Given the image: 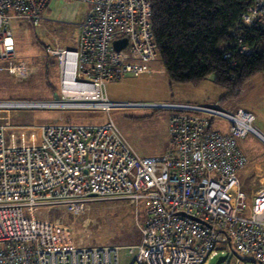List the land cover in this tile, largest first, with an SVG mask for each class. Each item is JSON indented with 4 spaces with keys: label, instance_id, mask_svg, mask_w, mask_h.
<instances>
[{
    "label": "built area",
    "instance_id": "obj_1",
    "mask_svg": "<svg viewBox=\"0 0 264 264\" xmlns=\"http://www.w3.org/2000/svg\"><path fill=\"white\" fill-rule=\"evenodd\" d=\"M49 1L0 0V71L17 78L32 72L14 62L10 25H38ZM81 1L92 9L80 24L76 48L46 46L58 59L60 95L0 100V113L46 107L99 111L104 119L24 126L36 129L37 139L8 144L10 124L0 116V264H119L121 251L129 264H204L218 253L228 261L233 248L264 264V188L248 202L237 180L247 163L238 139L252 134L264 143L254 115L216 103L110 100L107 83L143 74L157 57L149 0ZM240 21L246 29L264 23V0H254V10ZM122 39L124 47L116 49L113 42ZM234 50L250 52L240 34ZM135 106L170 110L169 146L162 154L138 155L110 117L112 108ZM113 199L142 202L138 244L75 243L62 219L38 215L62 210L75 216L87 203Z\"/></svg>",
    "mask_w": 264,
    "mask_h": 264
},
{
    "label": "rangeland",
    "instance_id": "obj_2",
    "mask_svg": "<svg viewBox=\"0 0 264 264\" xmlns=\"http://www.w3.org/2000/svg\"><path fill=\"white\" fill-rule=\"evenodd\" d=\"M91 9V5L81 0H50L38 25L25 20L12 21L10 29L14 40V62H24L32 68V72L24 78H17L6 71H0V100H48L58 97L60 95L58 59L47 53L46 46L50 45L60 50H74L80 24ZM150 67L148 73L137 76L125 75L119 81L107 83L108 98L121 102L171 103L190 100L198 102L203 96L208 95L214 96L213 99H216L214 102L224 109H228L224 106H229L231 103H239L237 105L241 108L246 104L254 105L256 110L252 112L256 121L264 120V77L261 73L256 74L246 86L245 93L236 98L227 97V92L218 86L219 89L214 87L216 92L210 90L204 85L207 82L205 79L197 85L169 81L159 58H156ZM242 87L243 85L239 93ZM220 91L225 92V95L222 92L223 97L218 96ZM169 113L170 110L165 108L118 107L110 110V117L138 155L154 156L169 146L167 123ZM0 116L7 117L11 128L4 132L5 140L12 135L18 142L23 141L25 130L31 131L37 138L36 129L30 127L27 129L24 126H37L54 121L83 122L104 119L99 111L94 113L46 107L13 109L1 112ZM256 121L252 125L261 131ZM3 122L4 120H0V123ZM214 124L216 128L224 129L221 128L224 126L223 121L216 119ZM247 138L256 147L261 146L264 153V145H260L257 137L248 134ZM135 210L138 217L135 216ZM38 215L47 219H62L71 229L75 243L92 241L95 245L119 246L140 242L141 233L136 221L142 222L144 219L141 201L130 205L122 199L96 200L87 203L85 209L75 216L62 210H52L47 214L38 211ZM219 256L221 255L218 253L208 258L204 264H228V262L232 264L236 258L240 259L238 264H254L249 257L239 254L234 248L228 261L216 263ZM129 263L130 258H126V253L120 252V264Z\"/></svg>",
    "mask_w": 264,
    "mask_h": 264
},
{
    "label": "trees",
    "instance_id": "obj_3",
    "mask_svg": "<svg viewBox=\"0 0 264 264\" xmlns=\"http://www.w3.org/2000/svg\"><path fill=\"white\" fill-rule=\"evenodd\" d=\"M149 4L157 56L169 81L197 85L212 76L227 97H237L244 83L264 74V23L247 29L240 24L242 15L254 10V0H149ZM239 34L250 50L247 54L234 50Z\"/></svg>",
    "mask_w": 264,
    "mask_h": 264
},
{
    "label": "crops",
    "instance_id": "obj_4",
    "mask_svg": "<svg viewBox=\"0 0 264 264\" xmlns=\"http://www.w3.org/2000/svg\"><path fill=\"white\" fill-rule=\"evenodd\" d=\"M156 58H158V56ZM155 60L146 64V67H145L146 68V71L144 73H148V71L151 70L150 64L154 63ZM262 76L264 77V74H262ZM252 78L249 79L246 83L243 84L242 90L239 93V95L243 94V92L245 93L246 86L249 85L248 83H251ZM205 81H207V82L204 85L207 88H209L210 90H213L215 92L217 91L214 88V87H217V85L213 82L212 76H208L207 78H205ZM222 92L220 91L219 94H218V96H220L222 94L225 95V92L224 91H222ZM223 95L221 97H223ZM221 97H219V98L221 99ZM213 98H215V97L214 96H211L210 97L208 95L207 96L205 95V96L202 97V99H199L198 102H195V100H190V99H189L190 101H186V102H189V103H198V104H211V103H215L214 101L216 99L214 100ZM237 104H239V103H231L229 106H224V107L225 108H228V109L238 108V107L241 108V106H239ZM243 106L245 107V110L251 112L254 115V113L252 112V110H256L254 105L248 106L246 104V105H243ZM244 107H242V108L244 109ZM254 121H256L255 116H254ZM256 123H257V125H259V127L261 128L260 130L263 133L261 131L260 132L264 135V120H260L259 119V121H256ZM8 129H11V128H8ZM26 132H28L27 135H26ZM23 133H24V139H23V141L18 142L17 140H15V136H12L11 135L6 140L7 143L8 144H14L15 142L16 143H29L32 140L34 141V140L37 139L36 136L33 133H31V131L25 130ZM247 137H248V135L246 137H244V138L238 139V141H237L238 148L240 149V151L242 152V154L247 159L246 165L242 169H240L238 171V173H237V180H238V187H239L240 191L244 192L247 201L248 202H251L253 196L259 190H261V189L264 188V153H262L261 146H257L256 147V145L255 144H252L248 140ZM258 141H259L260 145H264V143L260 139ZM252 147H254V149H252ZM163 152L159 153L158 155L162 154ZM154 156H156V155H154ZM128 245H135V244H127V246ZM121 252H123V251H121ZM126 258H128V257L126 256ZM119 264H120V254H119Z\"/></svg>",
    "mask_w": 264,
    "mask_h": 264
},
{
    "label": "water",
    "instance_id": "obj_5",
    "mask_svg": "<svg viewBox=\"0 0 264 264\" xmlns=\"http://www.w3.org/2000/svg\"><path fill=\"white\" fill-rule=\"evenodd\" d=\"M125 43H126V40L125 39H122V40H116V41H114L113 42V45H114V47L116 49H120V48L124 47ZM225 257H226V255L219 256L217 258L216 263H219V262L223 261L225 259Z\"/></svg>",
    "mask_w": 264,
    "mask_h": 264
},
{
    "label": "bare ground",
    "instance_id": "obj_6",
    "mask_svg": "<svg viewBox=\"0 0 264 264\" xmlns=\"http://www.w3.org/2000/svg\"><path fill=\"white\" fill-rule=\"evenodd\" d=\"M67 63H68V67H69V69H70L71 60H70L69 57H68V59H67Z\"/></svg>",
    "mask_w": 264,
    "mask_h": 264
}]
</instances>
